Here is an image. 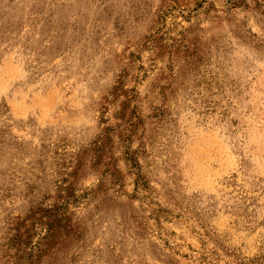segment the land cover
I'll use <instances>...</instances> for the list:
<instances>
[{
	"label": "rangeland",
	"instance_id": "1",
	"mask_svg": "<svg viewBox=\"0 0 264 264\" xmlns=\"http://www.w3.org/2000/svg\"><path fill=\"white\" fill-rule=\"evenodd\" d=\"M0 264H264V0H0Z\"/></svg>",
	"mask_w": 264,
	"mask_h": 264
}]
</instances>
